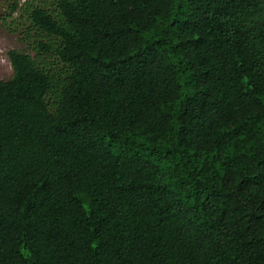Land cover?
<instances>
[{
	"label": "trees",
	"instance_id": "obj_1",
	"mask_svg": "<svg viewBox=\"0 0 264 264\" xmlns=\"http://www.w3.org/2000/svg\"><path fill=\"white\" fill-rule=\"evenodd\" d=\"M30 16L61 69L8 52L0 264H264V0Z\"/></svg>",
	"mask_w": 264,
	"mask_h": 264
},
{
	"label": "rangeland",
	"instance_id": "obj_2",
	"mask_svg": "<svg viewBox=\"0 0 264 264\" xmlns=\"http://www.w3.org/2000/svg\"><path fill=\"white\" fill-rule=\"evenodd\" d=\"M57 1L0 0V79L9 80L13 77L14 70L8 57V52L13 49L60 71L61 66L54 53L44 52L38 46L41 42L49 44L52 38L37 28L30 16L37 6L53 10Z\"/></svg>",
	"mask_w": 264,
	"mask_h": 264
}]
</instances>
